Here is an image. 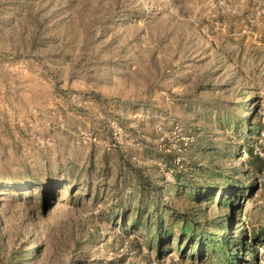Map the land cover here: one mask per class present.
Here are the masks:
<instances>
[{"label": "rangeland", "instance_id": "374dc122", "mask_svg": "<svg viewBox=\"0 0 264 264\" xmlns=\"http://www.w3.org/2000/svg\"><path fill=\"white\" fill-rule=\"evenodd\" d=\"M112 122L130 145L115 143ZM93 149L173 172L160 204L206 216L208 231L230 206L241 230L227 217L225 238L264 264V0H0V179ZM110 169L98 192L64 188L46 216L36 194L0 196V264L32 245L41 252L23 264H220V252L176 240L157 253L140 228L111 220Z\"/></svg>", "mask_w": 264, "mask_h": 264}, {"label": "trees", "instance_id": "16d2710c", "mask_svg": "<svg viewBox=\"0 0 264 264\" xmlns=\"http://www.w3.org/2000/svg\"><path fill=\"white\" fill-rule=\"evenodd\" d=\"M249 153L252 160L257 159V157H253L251 151ZM170 156L169 154L164 155L162 160L165 162L169 160L170 163ZM58 160L61 161L59 158ZM111 160L115 161L116 167L111 188L115 204L109 214L111 220L120 215V227L123 230L126 225H129L128 228L133 232L140 228L149 237V246L155 245L157 253H161L164 247L176 240V244H183L185 247L199 250L201 248L206 250L209 247L212 251L220 252V264H243L242 261L245 260L247 254L252 261L249 264H256L258 253L253 245L247 243L245 239L230 245L231 241L224 236L228 229L225 221L227 217L228 222L234 223V231L240 232L241 230L230 206L226 215L220 216L211 223L213 230L208 231L209 221L206 216L204 217L206 218L205 224H201L197 217L174 212L167 205L160 204L162 202L160 192L164 188L163 184H166L164 175L155 169L151 171L152 176H150L147 166L132 161L121 149H115L112 153L98 152L93 149L83 163L68 159L65 161V165L58 164L53 167L47 161H43L40 173L32 170L27 171L24 177L12 176L0 179V196L13 204L15 200L23 202L25 195L31 197L36 194L40 212L46 216V212L58 203L64 188L68 190L69 197L82 184L89 191L95 185L96 192H98L100 189L98 187L109 180L107 175L111 170ZM260 168L261 163L259 162V167L255 171H260ZM202 170L205 171V169ZM175 182L177 184L181 182L180 175L177 173ZM189 185L191 189H195L194 183H189ZM196 190L198 192L195 194L194 200L199 206L211 201L214 196L212 184L205 189L197 187ZM204 190H206L205 193ZM227 202L225 201V204L229 203ZM200 213L205 215L204 210H201ZM41 248L40 245L39 247L32 245L23 256L20 252L16 253L20 257V264L32 263L35 253L39 255Z\"/></svg>", "mask_w": 264, "mask_h": 264}, {"label": "built area", "instance_id": "2783aa9c", "mask_svg": "<svg viewBox=\"0 0 264 264\" xmlns=\"http://www.w3.org/2000/svg\"><path fill=\"white\" fill-rule=\"evenodd\" d=\"M110 131H111V136H112L113 140L115 141V143L130 145V143L127 139V136L124 134L123 129L117 123H115V122L111 123ZM91 141L95 142V138L87 137L86 140L84 139L83 143L91 142ZM174 164L176 166L178 165V159L176 162L174 161ZM163 175H164L166 180H170L173 176V172H164Z\"/></svg>", "mask_w": 264, "mask_h": 264}]
</instances>
